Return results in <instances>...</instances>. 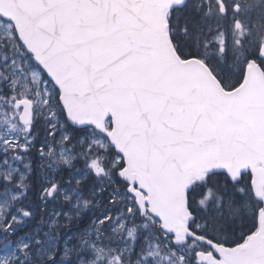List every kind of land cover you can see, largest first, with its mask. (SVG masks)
<instances>
[{
  "label": "snow or ice",
  "instance_id": "snow-or-ice-1",
  "mask_svg": "<svg viewBox=\"0 0 264 264\" xmlns=\"http://www.w3.org/2000/svg\"><path fill=\"white\" fill-rule=\"evenodd\" d=\"M0 264H264V0H0Z\"/></svg>",
  "mask_w": 264,
  "mask_h": 264
}]
</instances>
